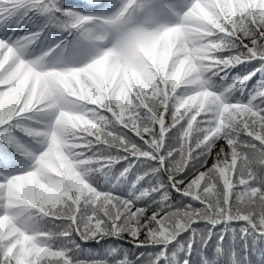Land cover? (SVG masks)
Here are the masks:
<instances>
[{
  "label": "snow or ice",
  "instance_id": "1",
  "mask_svg": "<svg viewBox=\"0 0 264 264\" xmlns=\"http://www.w3.org/2000/svg\"><path fill=\"white\" fill-rule=\"evenodd\" d=\"M258 73L264 0H0V264H244L193 225L264 239Z\"/></svg>",
  "mask_w": 264,
  "mask_h": 264
},
{
  "label": "trees",
  "instance_id": "2",
  "mask_svg": "<svg viewBox=\"0 0 264 264\" xmlns=\"http://www.w3.org/2000/svg\"><path fill=\"white\" fill-rule=\"evenodd\" d=\"M69 2L73 6H80L83 7L86 0H69ZM29 30H34L33 26L31 24L22 25L19 29H17L16 34L21 35ZM36 47V51L39 53V48L41 47L40 42H38ZM256 67H259V64L255 61L250 63H244L236 66L230 71V74L228 76V80L233 79L234 77L240 75H245L248 72L253 71ZM264 77V73H258L256 77L253 78L252 81L249 82V87H251L256 80ZM120 166H117L119 168ZM114 172L118 175V171L114 169ZM111 179V177H105L104 178V184L105 186H111L108 184V181ZM130 183L126 185H121L120 187L122 189H126V194H130L132 192V183H134V177H129ZM143 183V182H142ZM144 187L147 185L144 184ZM141 187L140 185H137V188ZM175 200L181 202V203H187L186 198H180L179 194L172 193ZM194 206L199 207V205H196L195 202H193ZM244 224L243 222H233L231 224H217L214 227L208 223L207 221H201L197 225H193V228L197 230L199 234H207L209 230H211V240H209V245L216 244L218 238L220 236H223V240L226 244L229 245H235L238 249H246L242 252V255L244 257V264H264V239H258L254 237H249L247 240V243L245 244L244 240L240 239L239 233L241 229L243 228ZM190 236V233H184L182 239H188ZM145 239L144 235L141 234L139 237L140 241H143ZM81 244V247L89 253H95V254H101L106 249L112 246H122L126 250H128L130 253H136L139 255L140 252H146L150 251V249H144V248H136L134 244L136 241H133L131 237L125 235L123 239H116V238H106L105 240H102L100 242L96 241H89V242H83L78 241ZM182 246V244L180 245ZM194 249L198 248V245L193 246ZM176 249H174L175 251ZM212 252H215V248H211ZM209 252V249H204L203 252L200 251H193L191 256L192 264H199L200 256L203 254H207ZM182 255V253H181Z\"/></svg>",
  "mask_w": 264,
  "mask_h": 264
},
{
  "label": "rangeland",
  "instance_id": "3",
  "mask_svg": "<svg viewBox=\"0 0 264 264\" xmlns=\"http://www.w3.org/2000/svg\"><path fill=\"white\" fill-rule=\"evenodd\" d=\"M34 54H38L37 52H35ZM209 163H211V161H209Z\"/></svg>",
  "mask_w": 264,
  "mask_h": 264
}]
</instances>
